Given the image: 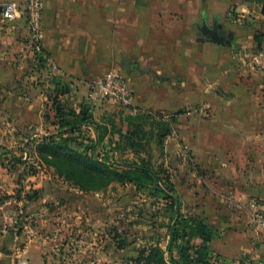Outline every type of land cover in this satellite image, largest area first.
<instances>
[{
	"label": "crops",
	"instance_id": "obj_1",
	"mask_svg": "<svg viewBox=\"0 0 264 264\" xmlns=\"http://www.w3.org/2000/svg\"><path fill=\"white\" fill-rule=\"evenodd\" d=\"M42 1L43 50L72 92L78 86L73 82L92 83L115 67L128 77L135 105L184 113L187 137L200 146L201 163L216 173L222 193L216 210L210 206L204 216L217 235L210 242V264H264V232L255 227L251 208L258 198L264 209V86L253 66L254 54L264 48V38L257 42L264 34L261 7L246 0ZM5 24L0 25V196L9 197L15 195L12 172L18 166L12 159L28 161L23 164L31 167V177L47 171L37 146L59 127L47 91L15 81L1 85L10 73L2 62L13 56L17 30L16 22ZM216 24L234 34L231 46L212 43L202 33ZM72 92L58 101L76 110L81 101ZM83 132L96 138L91 125ZM38 195L25 207L34 208ZM7 201L0 207V227L14 216L13 201ZM12 235L0 236V256L11 255L10 264H19L18 258L31 264L38 254L36 264H46L49 248L37 253L25 232Z\"/></svg>",
	"mask_w": 264,
	"mask_h": 264
},
{
	"label": "rangeland",
	"instance_id": "obj_2",
	"mask_svg": "<svg viewBox=\"0 0 264 264\" xmlns=\"http://www.w3.org/2000/svg\"><path fill=\"white\" fill-rule=\"evenodd\" d=\"M25 2L16 3L25 6ZM5 3L7 1H1L0 7ZM12 22L17 26L16 43L13 56L3 61L6 64L2 62L5 69L10 67V73L5 75L1 85L14 81L17 85L27 83L39 93L47 91L49 98L54 99L58 76L49 73L48 57L35 50L27 18ZM5 23L10 22L0 14V25L5 26ZM253 66L258 71L254 63ZM111 71L122 75L131 87L120 69L113 67L105 73ZM92 83L73 82L78 85L73 92L81 101L77 111H81L84 103L91 102L89 113L96 118V132L105 138L100 148L107 152L101 151V157L110 159V163L121 170L125 165L137 163L156 172L161 179H171L175 187L173 194L180 199L182 212L193 213L208 223L204 216L210 206H217L222 193L215 182L216 173H211L201 163L200 146L187 137L184 113H154L135 104L125 107L110 100H94L89 97ZM68 102L72 105L70 98ZM158 128L161 133L163 129H170V134L160 140ZM26 162L18 163L12 172L15 195L0 196V207L6 204L4 200L13 201L14 213L12 221L0 227L6 225L7 229L2 237L10 234L20 237L25 232L38 245L32 250L42 253L49 248L44 254L46 264H136L141 251H145L146 256L149 249L159 244L166 249L169 237L163 224L167 223L169 215L165 217L168 212L153 178L137 174L140 183L115 182L105 190L86 193L50 168L31 177V167L22 164ZM33 191L41 197L34 208L28 209L26 200H30L28 197ZM254 199L261 203L258 198ZM255 227L258 232H264L256 224ZM35 255L31 264L39 261L38 254ZM166 259L169 261L168 255ZM11 260H14L11 255L0 256V264L6 261L10 264Z\"/></svg>",
	"mask_w": 264,
	"mask_h": 264
},
{
	"label": "trees",
	"instance_id": "obj_3",
	"mask_svg": "<svg viewBox=\"0 0 264 264\" xmlns=\"http://www.w3.org/2000/svg\"><path fill=\"white\" fill-rule=\"evenodd\" d=\"M246 2L259 5L264 16V0H246ZM262 38L264 34L257 37V42L261 43ZM262 49L264 48L259 50ZM43 52L41 54L47 56ZM41 61L43 62L42 59ZM56 79L57 96L52 101L57 118L56 124L59 128L57 133L44 138L38 144L39 159L48 168H53L58 176L86 193L105 190L115 182L140 183L141 179L137 174L153 178L156 191L162 193V200L166 206L165 211L168 212L165 217L169 215L166 219L167 223L163 224L167 229L169 241L166 249L159 244L149 249L146 256L145 251H141L139 260L135 263L210 264V257L213 255L210 242L217 237L216 230L199 216L182 212L180 199L173 194L175 187L171 179H161L156 172L137 163L125 165L121 170L120 167L116 168L112 165L110 159H103L101 151H107L100 147L105 138L100 137L96 132L98 127L94 121L95 118L93 119L89 113V103H84L82 107L84 109L81 108L80 112L72 108L70 111L66 103L58 101L60 95L70 93V84L65 83L59 76ZM88 125H91L95 133L94 140L83 132L84 127ZM158 132L160 133L158 138L161 140L165 135L170 134V129H163L161 133V129L158 128ZM12 162L18 164L22 161L14 157ZM5 166L8 169L11 168L9 163H5ZM37 197L38 194L35 192L28 198L32 200Z\"/></svg>",
	"mask_w": 264,
	"mask_h": 264
},
{
	"label": "built area",
	"instance_id": "obj_4",
	"mask_svg": "<svg viewBox=\"0 0 264 264\" xmlns=\"http://www.w3.org/2000/svg\"><path fill=\"white\" fill-rule=\"evenodd\" d=\"M1 15L6 21H14L18 18L25 17L29 23L32 41L35 50L38 53L43 51V10L42 0H26L25 6H21L16 2H7L0 7ZM48 59V58H47ZM253 63L262 74L264 82V49L258 50L254 57ZM50 66L49 73L56 74L59 71L58 65L48 59ZM89 97L92 99L110 100L121 106L129 107L134 104L135 93L128 85L126 80L118 72L111 71L103 77L97 79L90 85ZM253 222L262 230H264V209L256 201H251ZM7 234L6 225L0 228V236ZM19 264H28L26 260H20Z\"/></svg>",
	"mask_w": 264,
	"mask_h": 264
},
{
	"label": "water",
	"instance_id": "obj_5",
	"mask_svg": "<svg viewBox=\"0 0 264 264\" xmlns=\"http://www.w3.org/2000/svg\"><path fill=\"white\" fill-rule=\"evenodd\" d=\"M203 34L210 39V42L222 46H231L232 39L234 36L232 32L225 31L222 25H218V24H216L212 29H208V33H203Z\"/></svg>",
	"mask_w": 264,
	"mask_h": 264
},
{
	"label": "flooded vegetation",
	"instance_id": "obj_6",
	"mask_svg": "<svg viewBox=\"0 0 264 264\" xmlns=\"http://www.w3.org/2000/svg\"><path fill=\"white\" fill-rule=\"evenodd\" d=\"M202 33H208V30L202 28Z\"/></svg>",
	"mask_w": 264,
	"mask_h": 264
}]
</instances>
